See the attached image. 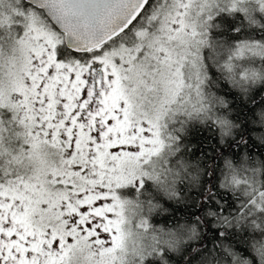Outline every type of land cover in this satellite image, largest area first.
Listing matches in <instances>:
<instances>
[{"label":"snow or ice","instance_id":"6c2138e0","mask_svg":"<svg viewBox=\"0 0 264 264\" xmlns=\"http://www.w3.org/2000/svg\"><path fill=\"white\" fill-rule=\"evenodd\" d=\"M0 264H264V0H0Z\"/></svg>","mask_w":264,"mask_h":264}]
</instances>
